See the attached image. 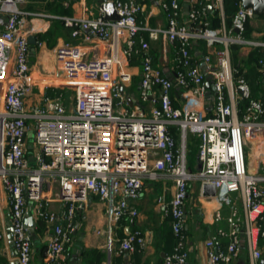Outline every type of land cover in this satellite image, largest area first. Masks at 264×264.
<instances>
[{
    "label": "built area",
    "instance_id": "obj_1",
    "mask_svg": "<svg viewBox=\"0 0 264 264\" xmlns=\"http://www.w3.org/2000/svg\"><path fill=\"white\" fill-rule=\"evenodd\" d=\"M24 1L0 0V17L5 19L0 26V192L8 198L16 264H36L27 216L48 232L43 264H64L75 212L86 207L90 195L105 205L107 264H118L110 259L113 226L123 217L137 215L134 202L144 179L157 172L171 178L173 186L168 200L157 197L163 214L171 219L174 237L163 264H187L184 201L192 181L212 184L217 199L231 209L225 218L227 232L219 227L205 240L207 264L232 262L243 245L250 264H256L262 256L258 241L264 237V167L261 172L250 168L246 147L264 141V102L252 94L230 55L232 44L244 43L242 33L254 17L252 9L240 3L227 27L222 0H212L219 11V25L212 28L207 8L199 0H185L186 9L181 0H159L165 25L150 28L137 20L143 10L141 0H112L116 20H106L101 10L95 17L62 18L72 39L94 46L71 41L56 45L54 74L39 80L31 75L30 44L20 28ZM141 30L153 39L161 35L164 47L168 46V73L153 63ZM198 40L205 45L199 62L191 53ZM251 44L264 52V33L261 41ZM134 54L141 55L140 74L138 99L130 106L124 86L130 84L131 75L124 68ZM257 70L264 81V54L257 60ZM207 77L214 85L210 104ZM35 88H40L37 102L29 103ZM58 91L72 93L69 107L62 93L51 95ZM197 103L210 114H201ZM171 125L178 131V142ZM188 133L198 139L200 167L195 169L186 157ZM231 194L240 199V217ZM52 203H61L63 209H52ZM220 219L217 212L215 220ZM224 237H228L226 245ZM4 238L0 228V240ZM145 245L138 229L119 240V250L128 253Z\"/></svg>",
    "mask_w": 264,
    "mask_h": 264
},
{
    "label": "crops",
    "instance_id": "obj_2",
    "mask_svg": "<svg viewBox=\"0 0 264 264\" xmlns=\"http://www.w3.org/2000/svg\"><path fill=\"white\" fill-rule=\"evenodd\" d=\"M158 2L159 0H142L143 10L137 16L138 23L150 28L165 25V17ZM211 9L212 6L207 11ZM20 10L22 11L21 31H26L28 37L32 35L35 38L34 44L29 43V63L33 78L43 80L53 76L55 71L53 49L56 45L71 41L83 44L87 48H93L94 45L90 42L72 39L70 28L64 26L62 18L98 16L101 12L98 0H27L26 4L20 5ZM263 33V19L253 17L247 22L244 30L247 41L239 48L238 58L241 63L237 64L239 66L237 70L241 71L243 75H246L250 68L249 65L246 64L248 67L245 65V61L248 54L255 48L251 43L261 41ZM141 35L148 43L150 41L157 42L156 48L149 47V53L153 63L168 73L171 70V52L168 46L164 47L161 35L153 39L147 30H141ZM93 41L95 42V40ZM201 47L199 42H196L191 50L194 59L198 62L205 50V47L199 50ZM95 53H101V51L96 50ZM139 56L135 54L133 63H129L124 68L131 75V82L124 86V92L127 97L132 99V104L136 103L138 99L137 88H134L131 83H133V79L137 78L136 85L138 86ZM136 57L137 60H135ZM206 81L210 84L211 77H207ZM261 82L264 85V81ZM262 88L264 89V86ZM39 90L40 88L34 89L33 98L28 100L29 103L37 102ZM206 98L207 104H210L212 94L207 95ZM197 105L201 114L206 116L210 114L207 107L205 108L200 103ZM170 129L174 130V127L171 125ZM194 139L196 137L192 136L190 141L188 138L186 140V157L191 153L189 149ZM176 140L179 141V135L176 136ZM194 156V166L197 168L196 152ZM247 158L256 159L252 170L264 167L263 140L250 142ZM188 164H190L189 161ZM172 190L171 178L162 172H157L153 178L146 177L144 179L143 189L134 202L137 215L123 217L113 226L114 241L110 254V259L112 258L113 262L118 264H163L164 256L172 251L174 237L170 226L171 219L163 214L161 206L157 203V197L164 195L168 200ZM50 207L54 210L63 209L61 203H52ZM104 208V203L97 196L90 195L86 207L75 212L74 230L69 244L67 247L65 246L64 264H107L109 254L106 247L107 223ZM217 212L221 216L220 220H215ZM230 212V206L222 203L215 195L206 194L200 182L189 183L187 197L184 201V229L189 249L187 264H207L205 240L214 236L219 227L227 232L228 225L225 218ZM33 226L34 229L31 232L32 261L36 264H43L47 252L48 232L39 221H33ZM0 228L5 231V238L0 240V261L2 260L3 264H16L15 252L8 239L10 231L9 205L5 191L0 192ZM134 229L140 230L145 236V247L141 251L132 253L120 251L119 240L128 231ZM222 242L223 245H226L228 237H224ZM258 247L261 249L262 256L256 264H264L262 262L264 259V237L259 238ZM228 264H250L247 248L243 245L237 257Z\"/></svg>",
    "mask_w": 264,
    "mask_h": 264
},
{
    "label": "trees",
    "instance_id": "obj_3",
    "mask_svg": "<svg viewBox=\"0 0 264 264\" xmlns=\"http://www.w3.org/2000/svg\"><path fill=\"white\" fill-rule=\"evenodd\" d=\"M199 1L201 2L202 6L206 7L208 4H210L212 6V9L207 12V18H208V21H210L211 27H214V26L218 27V25H219V11L217 8H215L212 5V0H199ZM141 2H142V0H141ZM184 3H185V0H181V5H184ZM239 4H240V0H222L224 22H225V25L227 27L231 26L233 14L235 13L236 9L239 7ZM257 18L264 20V16H258ZM198 42L202 47H205L204 42L202 40H198ZM202 47L199 50H202ZM238 49H239V44H232L230 46L231 62H232L233 67H235L236 69L239 67L237 64L240 65V63H241V61L238 58V54H239ZM263 54H264V52H263L262 47H255L248 54V56L246 58L245 65L246 64L249 65L250 68H248V72H246L247 74L244 76L248 77V79L250 81L249 82L250 85H252V83L254 81L257 83V85L262 84V82H261L262 80H261L260 74L258 73L257 66H256L254 60L257 57L262 56ZM134 55L132 57H130L129 63H133ZM137 55H140V54H137ZM139 58L141 59V55L139 56ZM135 60H137V57ZM239 73L243 74L241 71H239ZM133 80L134 81L131 84H133V86H134V83L136 84L137 81L135 79H133ZM251 89H252V94L256 95L254 93L255 92L254 87L251 86ZM256 96L260 97V99L264 102V89L261 88L259 94ZM172 131H173V135H174V130H172ZM174 137L176 138L175 135H174ZM188 143H190V142H188ZM197 147H198V139L196 138V139L192 140V144L190 146L189 151L191 150L192 153H195L197 151ZM66 247H67V244H66Z\"/></svg>",
    "mask_w": 264,
    "mask_h": 264
},
{
    "label": "water",
    "instance_id": "obj_4",
    "mask_svg": "<svg viewBox=\"0 0 264 264\" xmlns=\"http://www.w3.org/2000/svg\"><path fill=\"white\" fill-rule=\"evenodd\" d=\"M98 2H99L100 10L103 12V16L106 20H116L119 18L117 13L115 12V10L113 8L112 0H108L107 2H103V0H99ZM240 3H241V6L244 8L250 7L254 13V17L264 16V0H240ZM187 7H188V4L185 3L184 8L186 9ZM206 8H207V10H209L211 8V5L208 4L206 6ZM4 23H5V19L0 17V26L4 25ZM234 30L237 31L236 28ZM28 42L30 44H34L35 43L34 36L30 35L28 37ZM206 86L209 87V90H207L206 95H210L211 92L214 91V85L209 84V82H206ZM127 103L130 106L133 103V101L130 97H127ZM197 167H200V165L198 164ZM203 191L210 196L215 195V188L210 183L203 184ZM25 223H26V226L31 231H33V228H32L33 227V219L31 216L26 217ZM8 239H9V242L11 244L10 234H8ZM262 262L264 263V259L262 260Z\"/></svg>",
    "mask_w": 264,
    "mask_h": 264
},
{
    "label": "rangeland",
    "instance_id": "obj_5",
    "mask_svg": "<svg viewBox=\"0 0 264 264\" xmlns=\"http://www.w3.org/2000/svg\"><path fill=\"white\" fill-rule=\"evenodd\" d=\"M27 3V0H25L24 1V3H22L21 5L23 6L24 4H26ZM247 25V24H246ZM209 26L211 27V24H210V21H209ZM217 26H214V27H212V28H216ZM242 41H244V42H246L247 40H246V36H244V32L242 33ZM149 47L151 46L152 48H156L157 47V42L156 41H154V42H152V41H150L149 43ZM245 43H240L239 44V48H240V46H243ZM201 46V45H200ZM239 50L240 49H238V52H239ZM205 51V50H204ZM260 57H257L254 61H255V64H256V66H257V60L259 59ZM233 66V65H232ZM246 79H247V81L248 82H250L249 81V79H248V77L246 76L245 77ZM135 80H137V78H135ZM250 84V83H249ZM250 86H252V87H254V90H255V94L256 95H258L259 94V92H260V90H261V88L264 86L263 84H260V85H257V83L254 81L253 83H252V85H250ZM134 88H137V85L134 83ZM138 91V90H137ZM59 93H62V97H63V99H64V102H65V104H66V106L67 107H69L70 105H71V103L70 104H68V102H70V100L68 99L69 98V96L72 94L70 91H58V92H56V93H51V95L53 96V97H55V96H58L59 95ZM138 94V93H137ZM115 102H116V99L114 100ZM174 135L175 136H177L178 135V131L174 128ZM191 134L190 133H188V140L190 141V139H191ZM33 130L31 129V130H29L28 131V133H27V144H28V146L31 148L32 147V145H33ZM249 150V147L247 146L246 147V151H248ZM187 158H188V161H189V166H190V168L191 169H195L196 167L194 166V164H195V156H194V153H190L188 156H187ZM255 158H249V164H250V168L252 169V167H253V165H254V163H255ZM260 170V172L261 171H263V168L262 169H259ZM234 196H235V194H231L230 195V198H231V200H232V204H233V208L235 209V211H236V216L238 215L239 217H240V206H241V203H240V199H238V198H234ZM69 244V243H68ZM67 244V245H68ZM112 259V258H111ZM0 264H3V261L1 260L0 261Z\"/></svg>",
    "mask_w": 264,
    "mask_h": 264
}]
</instances>
